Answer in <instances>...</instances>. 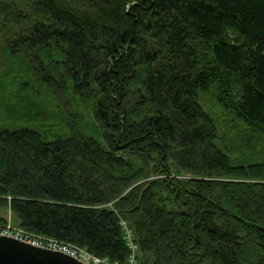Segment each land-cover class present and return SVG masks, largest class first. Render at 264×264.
<instances>
[{"label":"trees","instance_id":"trees-1","mask_svg":"<svg viewBox=\"0 0 264 264\" xmlns=\"http://www.w3.org/2000/svg\"><path fill=\"white\" fill-rule=\"evenodd\" d=\"M124 264H264V0H0V226ZM11 223V222H10Z\"/></svg>","mask_w":264,"mask_h":264},{"label":"built area","instance_id":"built-area-1","mask_svg":"<svg viewBox=\"0 0 264 264\" xmlns=\"http://www.w3.org/2000/svg\"><path fill=\"white\" fill-rule=\"evenodd\" d=\"M120 224L123 227L124 241L129 250V255L124 264H137V245L134 241L133 233L124 222ZM0 236L14 239L34 247L59 252L85 264H118L109 261L107 258H96L82 248L28 234L19 228L11 226L10 223H7L5 226H0Z\"/></svg>","mask_w":264,"mask_h":264},{"label":"water","instance_id":"water-1","mask_svg":"<svg viewBox=\"0 0 264 264\" xmlns=\"http://www.w3.org/2000/svg\"><path fill=\"white\" fill-rule=\"evenodd\" d=\"M0 264H85L59 252L0 236Z\"/></svg>","mask_w":264,"mask_h":264},{"label":"rangeland","instance_id":"rangeland-1","mask_svg":"<svg viewBox=\"0 0 264 264\" xmlns=\"http://www.w3.org/2000/svg\"><path fill=\"white\" fill-rule=\"evenodd\" d=\"M11 222H12V224H13L14 226H16L18 221H17L16 219L12 218Z\"/></svg>","mask_w":264,"mask_h":264}]
</instances>
